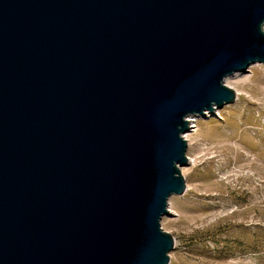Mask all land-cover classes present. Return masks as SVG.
Listing matches in <instances>:
<instances>
[{"label":"water","instance_id":"95a60500","mask_svg":"<svg viewBox=\"0 0 264 264\" xmlns=\"http://www.w3.org/2000/svg\"><path fill=\"white\" fill-rule=\"evenodd\" d=\"M264 65V0H0V264H170L189 117Z\"/></svg>","mask_w":264,"mask_h":264},{"label":"rangeland","instance_id":"374dc122","mask_svg":"<svg viewBox=\"0 0 264 264\" xmlns=\"http://www.w3.org/2000/svg\"><path fill=\"white\" fill-rule=\"evenodd\" d=\"M251 71L226 79L237 102L190 136L187 191L161 221L170 264H264V65Z\"/></svg>","mask_w":264,"mask_h":264},{"label":"built area","instance_id":"2783aa9c","mask_svg":"<svg viewBox=\"0 0 264 264\" xmlns=\"http://www.w3.org/2000/svg\"><path fill=\"white\" fill-rule=\"evenodd\" d=\"M210 118H219V119H221V116H220L219 113L217 115H209L208 113H206V117L205 118H199V117H189L188 118V122H189V133H187L184 136V138L187 140L188 146L191 145L190 136H193L198 131L199 121L200 120H204V119H210ZM187 157H188V161H189V164H190V162H192V158H191V156L189 154H187Z\"/></svg>","mask_w":264,"mask_h":264},{"label":"bare ground","instance_id":"6f19581e","mask_svg":"<svg viewBox=\"0 0 264 264\" xmlns=\"http://www.w3.org/2000/svg\"><path fill=\"white\" fill-rule=\"evenodd\" d=\"M255 65H258V64H255ZM253 67V66H252ZM251 67V68H252ZM251 68L249 69V71H248V74L249 73H252V71H251ZM237 75H240V74H234V76H237ZM225 82H226V80H225ZM219 114H220V112L219 111H217ZM217 112H215V114L214 115H217L218 113ZM217 113V114H216ZM210 115V114H209ZM205 117H206V115H205ZM204 117V118H205ZM170 210V209H169ZM172 214H174L173 212H172V210H170V215H172Z\"/></svg>","mask_w":264,"mask_h":264}]
</instances>
